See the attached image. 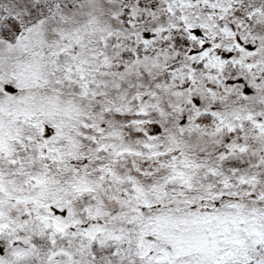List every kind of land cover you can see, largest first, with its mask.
<instances>
[{
    "label": "snow or ice",
    "instance_id": "1",
    "mask_svg": "<svg viewBox=\"0 0 264 264\" xmlns=\"http://www.w3.org/2000/svg\"><path fill=\"white\" fill-rule=\"evenodd\" d=\"M0 264H264V0H0Z\"/></svg>",
    "mask_w": 264,
    "mask_h": 264
}]
</instances>
